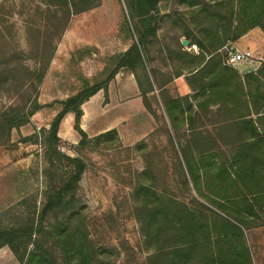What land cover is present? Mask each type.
Wrapping results in <instances>:
<instances>
[{
  "label": "trees",
  "instance_id": "trees-1",
  "mask_svg": "<svg viewBox=\"0 0 264 264\" xmlns=\"http://www.w3.org/2000/svg\"><path fill=\"white\" fill-rule=\"evenodd\" d=\"M37 1L36 12L44 23L38 26L36 22H27L30 45L27 55L18 53L12 46L0 44V92L16 98L14 103L0 110V145L10 140L13 129L28 124L45 106L38 101L39 86L55 57L56 43L72 17L93 9L100 0ZM160 1L127 0L132 24L127 21V27L136 39L126 51L112 59L113 67L107 70L105 77L85 82L78 92L56 101L60 109L49 128L40 133L46 163L43 174L49 179L42 191L43 203L40 208L36 203L28 205L26 210L14 213L7 223L3 217L12 214L14 207L0 214V248L8 246L20 264H114L112 256L119 255L115 247L100 244L91 236L85 206L78 194L87 165L81 157L61 151L58 132L64 117L73 113L80 151L89 146L98 147L101 142H106L105 146L113 145L118 136L115 129L90 137L81 128L82 105L99 90L107 92L109 83L120 69L134 73L145 99L143 84L149 77V44L151 39L157 40L163 18L158 8ZM181 2L187 7L186 11L175 18L173 13L166 16L181 31L174 47H168L167 53L183 62L191 75L197 68H200L198 73L208 68L213 60L226 64L223 49L228 42L237 41L254 28L264 32V0ZM2 21L3 18L0 24L5 25ZM182 37L190 41V47L199 48L197 55L185 49ZM27 59L34 61V67L27 65ZM182 73L177 71L178 75ZM228 94L225 87H212L210 80H206L197 96L204 111L212 98L225 99ZM249 97L264 99V92L255 85V91H249ZM187 100L188 97L172 100V106L177 110V106ZM167 110L176 134L174 138L168 128H162L167 140L169 166L158 170L150 158L146 167L131 175L127 182L128 216L139 225L140 248L147 253L141 264H252L244 233L264 226V186H252L247 177L241 181L243 185L237 178H231L226 155L212 153L215 146H219L212 143L210 129L194 127L187 116L189 133L179 136L175 123L177 114L169 106ZM242 123L252 137L258 136L252 119ZM261 125L264 133V117ZM223 145L226 146V142ZM213 158H217L221 166L214 177L210 175ZM255 162L264 164V156L256 158ZM200 169L204 179L210 175L214 182L206 181L200 186ZM25 204L26 199L22 198L17 206L24 207ZM124 249L131 250L127 244Z\"/></svg>",
  "mask_w": 264,
  "mask_h": 264
},
{
  "label": "rangeland",
  "instance_id": "rangeland-1",
  "mask_svg": "<svg viewBox=\"0 0 264 264\" xmlns=\"http://www.w3.org/2000/svg\"><path fill=\"white\" fill-rule=\"evenodd\" d=\"M38 3L37 0H0V21L3 18L2 22L5 23L0 24L2 47L12 46L18 53L27 55L30 49L27 22H36L38 26L44 23L36 12ZM158 8L163 17L158 30L159 39L173 46L181 31L166 16L173 13L175 18L187 7L181 0H162ZM127 21L132 25L127 0H100L93 9L72 17L56 43L53 69L48 70L39 86L38 101L45 106L31 117L28 124L13 129L10 140L0 145V214L14 207L12 214L4 215L6 223L12 220L14 213L26 210L30 204L36 203L38 208L41 207L44 199L42 191L49 179L43 174L46 163L40 133L42 129L49 128L59 111L60 105L56 101L78 92L85 82L91 83L105 77L107 70L113 67L112 59L136 39L128 31ZM193 47L186 46L185 49L199 51L197 46ZM253 50L264 54L263 45ZM223 54L226 56L225 47ZM26 63L34 67L33 60L27 59ZM122 73L129 74L130 71L122 69ZM15 100L14 95L0 92V110ZM151 123L144 111L120 125L118 140L111 146L101 142L98 147L89 146L80 151L78 143L72 144L62 139L59 145L61 151L81 157L87 165L79 182L78 194L85 206L84 214L88 217L92 238L100 244L115 247L119 252V255L112 256L111 262L114 264H141L147 254L140 248L142 236L139 225L129 218L125 202L128 199L129 177L142 171L148 159L157 164L153 167L158 170L169 166L166 138L155 141L147 138L152 129ZM75 133L79 140L78 133ZM22 198L26 199V204L18 207ZM244 239L251 263L264 264V226L245 231ZM124 242L131 248L127 249L128 252L124 249Z\"/></svg>",
  "mask_w": 264,
  "mask_h": 264
},
{
  "label": "crops",
  "instance_id": "crops-1",
  "mask_svg": "<svg viewBox=\"0 0 264 264\" xmlns=\"http://www.w3.org/2000/svg\"><path fill=\"white\" fill-rule=\"evenodd\" d=\"M184 39L182 37L181 41L183 42ZM151 41L147 57L149 77L148 82L143 84V89L146 91L145 99L134 73H122V69H120L109 83L107 92L99 90L82 105L81 128L90 137L98 136L112 129H115L119 135L120 125L130 117L145 111L149 121H152L151 132L147 135L149 140L166 138L162 128H168L174 137L176 136L175 129L167 110V106H169L171 111L177 114L175 123L179 136L189 133V122L185 119L190 116V122L194 124V127L207 126L210 129L212 143L216 142L219 146L217 148L216 145L212 153L218 152L221 156L226 155L228 160L226 167L231 178H237L240 185H243L241 181H245L247 177L252 186H264V164L255 162L256 158L264 156V144L261 145V138L264 136L261 131L263 129L261 120L264 117V99L249 97V91L254 92L255 85H259L261 93L264 92V61H244L230 66L224 64L223 61L213 60L208 68L202 69L200 73H198L200 68H197L191 75L187 72L183 62L176 57L168 56L167 48L172 49L174 45H169L170 42H164L166 43L164 44L160 41L159 36L157 40L151 39ZM233 43L240 48L249 49L258 45L264 46V32L260 28L251 29ZM188 46H190V41ZM129 47H126L124 51ZM197 53L193 54L197 55ZM55 59L52 61L49 71L53 69ZM207 60L209 61V59ZM177 71L183 73L178 75ZM123 74L124 76H122ZM206 80H210L212 87L219 85L225 87L229 94L225 99L212 98L203 111L204 105L197 94L202 82ZM236 86L238 87L237 91H235ZM128 93L129 95H127ZM183 97H188V100L182 101L176 110L171 101ZM125 99L128 101H123ZM249 119H252L257 127L258 136L256 137H252L249 130L244 127L245 124L242 123ZM73 124L74 114L68 113L60 124L58 135L63 141L76 144L79 140L73 129ZM159 134H164L165 137L159 136ZM224 142H226V146L223 145ZM212 163L210 175L214 177L221 166H219L220 162L217 158H213ZM210 175L208 179H204L202 169H200L198 184L204 186L206 181L214 182ZM193 192L195 193V191ZM0 264H20V262L10 248L4 246L0 248Z\"/></svg>",
  "mask_w": 264,
  "mask_h": 264
},
{
  "label": "built area",
  "instance_id": "built-area-1",
  "mask_svg": "<svg viewBox=\"0 0 264 264\" xmlns=\"http://www.w3.org/2000/svg\"><path fill=\"white\" fill-rule=\"evenodd\" d=\"M225 63L235 66L244 61H264V54L261 51H254L249 48H240L233 42H228L225 46Z\"/></svg>",
  "mask_w": 264,
  "mask_h": 264
},
{
  "label": "water",
  "instance_id": "water-1",
  "mask_svg": "<svg viewBox=\"0 0 264 264\" xmlns=\"http://www.w3.org/2000/svg\"><path fill=\"white\" fill-rule=\"evenodd\" d=\"M182 43H183V45H185V46H188V45H189V41L186 40V39H184Z\"/></svg>",
  "mask_w": 264,
  "mask_h": 264
}]
</instances>
